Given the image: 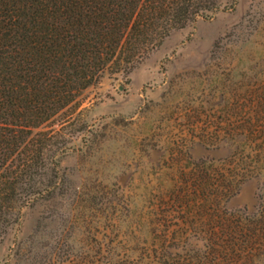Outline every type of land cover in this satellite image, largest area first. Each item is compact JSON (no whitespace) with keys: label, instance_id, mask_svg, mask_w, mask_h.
<instances>
[{"label":"rangeland","instance_id":"rangeland-1","mask_svg":"<svg viewBox=\"0 0 264 264\" xmlns=\"http://www.w3.org/2000/svg\"><path fill=\"white\" fill-rule=\"evenodd\" d=\"M217 1L83 92L0 264H264V0Z\"/></svg>","mask_w":264,"mask_h":264},{"label":"trees","instance_id":"trees-1","mask_svg":"<svg viewBox=\"0 0 264 264\" xmlns=\"http://www.w3.org/2000/svg\"><path fill=\"white\" fill-rule=\"evenodd\" d=\"M219 8L217 0H0V241L21 207L60 182L59 159L73 143L66 120L83 92Z\"/></svg>","mask_w":264,"mask_h":264}]
</instances>
